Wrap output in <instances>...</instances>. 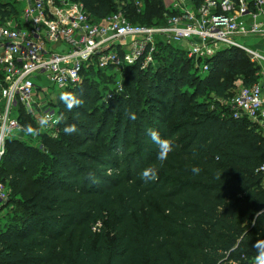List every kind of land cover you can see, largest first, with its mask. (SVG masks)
Returning a JSON list of instances; mask_svg holds the SVG:
<instances>
[{"label":"trees","instance_id":"16d2710c","mask_svg":"<svg viewBox=\"0 0 264 264\" xmlns=\"http://www.w3.org/2000/svg\"><path fill=\"white\" fill-rule=\"evenodd\" d=\"M77 1L96 19L117 10L116 0ZM142 2L139 12L126 2L133 23L160 24L170 13L163 0ZM15 12L0 0V21ZM163 52V68L127 67L126 92L93 110L98 93L89 79L66 90L84 100L57 110L62 134L69 124L79 129L70 147L53 141L48 158L7 139L0 179L18 209L0 230V264H253V245L264 239V139L257 124L233 117L221 101L240 73L249 85L259 67L230 48L215 54L205 77L190 76L171 45H160L157 55ZM19 118L36 128L31 116ZM148 129L175 150L158 179L145 183L142 170L158 163ZM88 141L94 150L84 149ZM191 166L201 172L193 175Z\"/></svg>","mask_w":264,"mask_h":264},{"label":"built area","instance_id":"2783aa9c","mask_svg":"<svg viewBox=\"0 0 264 264\" xmlns=\"http://www.w3.org/2000/svg\"><path fill=\"white\" fill-rule=\"evenodd\" d=\"M139 12L142 0H116L117 10L105 18L91 17L77 0H14L16 12L0 22V165L6 141L24 133L18 108L42 106L37 115L59 116L47 100L49 84L61 91L80 86L98 72L115 81L105 101L124 92V71L157 68L160 45H178L189 58L209 70L211 59L223 49L237 48L259 66L249 85L236 88L222 100L233 117H246L257 124L264 139V54L243 40L264 37V0H171L170 13L160 24L133 23L125 14L126 2ZM20 6V8H19ZM41 89L45 95L35 100ZM235 90V89H234ZM49 137L60 133V124L42 131ZM264 173V164L260 166ZM10 196L0 179V205ZM98 222L93 227L97 231Z\"/></svg>","mask_w":264,"mask_h":264},{"label":"rangeland","instance_id":"374dc122","mask_svg":"<svg viewBox=\"0 0 264 264\" xmlns=\"http://www.w3.org/2000/svg\"><path fill=\"white\" fill-rule=\"evenodd\" d=\"M5 1H9L10 3L13 4V6L15 5L14 0H5ZM167 3H169V1H167ZM19 8H20V6H19ZM154 16L151 19L152 22H155L158 19V17H154ZM137 20L139 22L141 20V17H138ZM0 22H2V21H0ZM246 45L252 46L249 43H246ZM171 47L173 48L175 55H178L181 60L184 59V60H182L183 64H185V61H187L188 66L186 67V65H184V68H187L186 71H187L188 75H190V76L195 75V76H201V77L206 76L205 73L201 72L202 70H201V65L199 62H195L192 58H189L187 56V54L178 47V45L174 44V45H171ZM243 54L245 55L244 57H246L250 62V59L247 56V54L244 52H243ZM167 55H168V52L160 53L159 56L157 55L158 57H156V60L158 62V65H157L158 69L160 67L163 68V66H165V64L169 63V57L167 58L166 57ZM187 59H189V60H187ZM252 65H253V67H259L253 63H252ZM157 68H155V69H157ZM243 75H244L243 73L239 74L238 78L235 81V84H236V86L234 88L235 90L233 89L229 92V98H231L233 96V94L236 91V88L240 87L243 84ZM89 81L90 82H88V83L91 84V87H96L97 93H98L94 96V98H92V99H94V103H91L89 106V109L93 110V108H95V106L100 107L101 105L107 104L108 101H105L104 98L106 97V99H107V95L113 91V86L115 84V81L112 79V77H109V74L107 72L106 73L99 72L98 74H95L92 78H90ZM47 86H48L47 92L52 93L53 97H54L52 99L49 98L47 100V103L49 105L54 106L55 109L58 110L60 108V105L62 104V102L59 100V94L62 91L57 86H55L54 84H49ZM38 91H39V93L37 94V96H35V100L38 99L39 97L45 95V93L41 89H39ZM124 92H126L125 82H124ZM31 108L34 111L33 113L26 110L23 106L19 107L18 108L19 117L21 115L24 117L31 116V118L35 121V126L39 127V125L37 124L36 118H37V115H39L38 113L39 112L41 113V110L43 108H42V106H38V105L35 107H31ZM60 129H61V131H60L59 135H57L56 137H49L46 134H44L43 132H41L40 135H36V136L28 135L24 132V133H17L14 136H11L10 138H15L18 141H22L23 143H25L31 147H34L37 150H39L42 155L50 158V156L52 154L51 143H53V141L55 142V145L58 143L59 144L61 143L62 145L68 146V144H69V147H70L71 143L73 142V138H71L70 135L62 134V128H60ZM94 148H95V145L91 141H88L87 144L84 146V149H86V150L87 149L94 150ZM9 197H12L13 200L17 199V197L14 196V194L13 195L11 194ZM17 209L18 208H17L16 203L6 202L4 205H0V230L5 227V226H3V225H5V223H9L11 220L15 219L14 216L16 214ZM225 264H238V263L229 261Z\"/></svg>","mask_w":264,"mask_h":264},{"label":"clouds","instance_id":"9594fccd","mask_svg":"<svg viewBox=\"0 0 264 264\" xmlns=\"http://www.w3.org/2000/svg\"><path fill=\"white\" fill-rule=\"evenodd\" d=\"M59 100L63 103L68 111H72L75 108H80L84 105V100L78 97L72 91H62L59 94ZM128 119L135 121L137 115L134 112L126 113ZM65 117L63 115L53 116L52 114H45L40 118L39 127L34 128L32 124L23 125L21 130L28 135L36 136L40 135L43 130L55 127V125L63 122ZM67 135H73L79 131L75 123L66 125L63 129ZM147 135L150 138L152 144L156 146V161L158 163L151 164L144 168L141 172V179L147 183L158 179L160 168H162L168 159L170 153L175 150L174 143L171 139L163 138L160 133L153 129L147 130ZM193 175H198L201 172V168L198 166H191L190 169ZM89 178L95 182L92 174H89ZM256 249L257 255L253 258V264H264V239H258L253 245Z\"/></svg>","mask_w":264,"mask_h":264},{"label":"crops","instance_id":"0c3cea01","mask_svg":"<svg viewBox=\"0 0 264 264\" xmlns=\"http://www.w3.org/2000/svg\"><path fill=\"white\" fill-rule=\"evenodd\" d=\"M167 1H169V3H167ZM164 5L166 6V8H169L170 5V0H163ZM244 43H249L251 44L253 48L257 49L258 51H260L261 53L264 54V37L262 36H252L250 38L244 39L243 40ZM245 43V44H246Z\"/></svg>","mask_w":264,"mask_h":264}]
</instances>
